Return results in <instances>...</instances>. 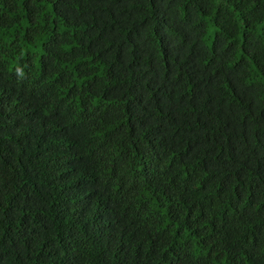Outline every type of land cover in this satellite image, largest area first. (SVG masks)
<instances>
[{
  "label": "trees",
  "instance_id": "obj_1",
  "mask_svg": "<svg viewBox=\"0 0 264 264\" xmlns=\"http://www.w3.org/2000/svg\"><path fill=\"white\" fill-rule=\"evenodd\" d=\"M0 264H264V0H0Z\"/></svg>",
  "mask_w": 264,
  "mask_h": 264
}]
</instances>
